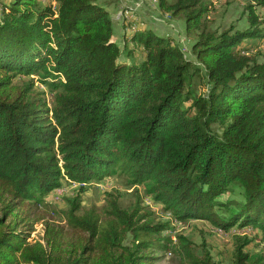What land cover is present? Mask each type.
<instances>
[{
	"label": "trees",
	"instance_id": "16d2710c",
	"mask_svg": "<svg viewBox=\"0 0 264 264\" xmlns=\"http://www.w3.org/2000/svg\"><path fill=\"white\" fill-rule=\"evenodd\" d=\"M100 1L0 4V264H154L158 250L219 264L183 235L161 237L169 223L143 199L176 222L251 226L264 238V62L248 52L264 40L254 11L264 0L246 6L244 30L209 27L212 0H157L193 37L195 61L150 29L124 32L120 48ZM117 173L132 206L111 199L102 214H79L75 197L65 226L45 221L43 198L63 180L83 192ZM38 224L41 240L30 241ZM248 241L231 264H264Z\"/></svg>",
	"mask_w": 264,
	"mask_h": 264
},
{
	"label": "rangeland",
	"instance_id": "374dc122",
	"mask_svg": "<svg viewBox=\"0 0 264 264\" xmlns=\"http://www.w3.org/2000/svg\"><path fill=\"white\" fill-rule=\"evenodd\" d=\"M11 1L12 0H9L7 3H10ZM44 1L48 3L51 0ZM257 1L259 0H212L213 9L206 22H209L208 26L213 29H223L227 26L235 25L237 30H244L248 27L245 8L247 5H256ZM118 2V10L115 13L114 11L110 13L113 25L117 22V17L122 6L119 0ZM150 2L152 3L154 17H162V15H166L169 20H172L169 14L162 13V11L159 10L157 0H150ZM100 3H109L111 5L114 2L101 0ZM110 5H106V7ZM254 11L260 19L264 20V7L256 5L254 6ZM154 24L152 30L157 35L174 39V41L181 46V51L184 53L185 57L195 61L190 50L193 37L185 34V27L182 21L173 20V22H171L166 20L163 23H159V25L156 23ZM140 29L148 28L145 27ZM127 31H129V33L133 31L137 32V28L127 29ZM119 47L122 48L123 45L119 44ZM251 47L253 48L252 51H255L250 52L248 50V52L256 53L260 51L261 54L258 56V60L264 62V40L260 44ZM141 52L142 51H139L137 55L139 56ZM125 55L126 53L123 52L121 58L124 60L127 59L125 58ZM25 78L17 76L15 79L17 81L18 79ZM37 88L45 90V88L40 85H38ZM196 89L202 91V85L197 83ZM46 99L49 105H51V95L48 92H46ZM137 189L139 194L143 192L142 187ZM82 191L83 192H81L78 185H73L63 180L61 182V187L54 189L50 194L43 198L44 205H42L41 210L45 215V221H50L55 225L65 226L64 212L68 210L70 201L75 197L80 200L79 214L92 208L95 209L97 213L102 214L105 208L108 207L107 201L111 199H116L119 205L123 208L132 206L136 202L134 188L127 187L124 178L119 176L118 173L99 180H92L82 188ZM80 192L81 194L79 195ZM227 197H229V194L225 193L221 196V200L224 201ZM235 197L238 198L237 196ZM231 198H233V196H231ZM143 205L154 213L156 221L169 223L170 228L162 232L161 237H168L174 240L176 234L183 235L194 243L197 255H201L202 248L205 246L219 264H231L235 246L244 240H249L244 251L253 254L261 253L264 256L263 234L255 227H234L228 231H222L213 228L211 224L205 221L189 220L186 222H176L172 219L169 213L163 211L161 204L154 203L151 198L144 197ZM36 227L31 241L41 240L42 227H40V224ZM151 255L156 258L154 264H183L180 258L176 257L172 252L169 253L168 251L158 250Z\"/></svg>",
	"mask_w": 264,
	"mask_h": 264
},
{
	"label": "built area",
	"instance_id": "2783aa9c",
	"mask_svg": "<svg viewBox=\"0 0 264 264\" xmlns=\"http://www.w3.org/2000/svg\"><path fill=\"white\" fill-rule=\"evenodd\" d=\"M120 1H121L122 6L120 8V12L117 17V23H120L121 26H125L126 27L125 30L134 29V28H145L148 25L147 23H145L144 21H142L140 18H138L135 15L136 13L135 8L145 6L146 4H148L152 8V3L150 2V0H137V4L133 6H130L127 0H120ZM151 19H152L151 20L152 23H156L158 25L159 23H163L166 20L173 22V20H169V18L166 15H162V17H154V14H153L151 16ZM40 227H42V224H40ZM42 235H43V230H42ZM33 236H34V232H32L30 236V241Z\"/></svg>",
	"mask_w": 264,
	"mask_h": 264
},
{
	"label": "crops",
	"instance_id": "0c3cea01",
	"mask_svg": "<svg viewBox=\"0 0 264 264\" xmlns=\"http://www.w3.org/2000/svg\"><path fill=\"white\" fill-rule=\"evenodd\" d=\"M127 1H128L130 6H133V5L137 4V0H127ZM7 2H9V0H0V4H5ZM120 3H121V1H120ZM104 5H105L106 10L110 14L112 11H114V13H115L118 10L119 2H118V0H115V2L112 3L111 5L109 3L108 4L106 3ZM106 5H110V6L106 7ZM135 9H136L135 15L138 18H140L142 21L147 23L148 25L146 27L148 29L152 30V27H153V24H154V23L151 22V20H152L151 16L154 14V11L151 10L152 8L148 4H146L145 6H141L139 8H135ZM110 17H111V15H110ZM125 28H126L125 26H121V24L117 23V22L113 25V29H114L113 40L118 46H119V44L123 45V36L125 34L124 31L129 33V31H127V29L124 30Z\"/></svg>",
	"mask_w": 264,
	"mask_h": 264
}]
</instances>
